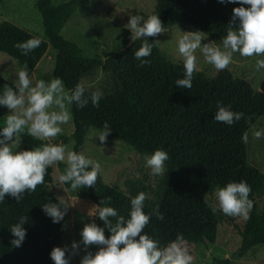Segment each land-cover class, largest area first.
<instances>
[{
    "label": "trees",
    "instance_id": "16d2710c",
    "mask_svg": "<svg viewBox=\"0 0 264 264\" xmlns=\"http://www.w3.org/2000/svg\"><path fill=\"white\" fill-rule=\"evenodd\" d=\"M6 0H0V5ZM102 0H39L48 42L23 55L15 47L35 35L11 22L0 25V53L17 62L20 70L31 74L51 46L56 52L54 78H60L71 90L84 80L103 71L110 77V87L103 91L98 107L80 109L72 105L75 149L80 153L91 129L103 130L108 123L112 131L108 138L130 147L143 159L156 149L168 152L165 172L152 193L139 182L126 184V192L107 186L101 174L95 188H81L95 206H111L120 215L127 216L130 199L145 192L144 211L159 206L163 221L153 216L144 229L160 245L166 246L182 234L186 246L202 243L216 244L219 217L207 201L209 193L231 181H246L252 189L250 196H264V173L248 162L247 142L242 137L250 127L264 117V82L256 93L251 83L236 78L230 71H222L216 78L195 73L191 89L175 86L184 77L183 63H173L163 56L156 37H148L153 45L149 64L139 66L134 51L144 41L136 40L106 54L105 60L89 58L74 42L66 39L62 31L77 11L101 6ZM239 4H221L218 0H156L153 15H158L164 30L177 25L192 27L213 40H222L227 34L233 9ZM245 7H248L245 5ZM12 81L0 76V92ZM89 92V91H88ZM90 93V92H89ZM242 112L241 120L229 126L214 120L217 104ZM9 109L0 107V121ZM67 165L60 164L61 174ZM53 168L49 167L45 182L35 192L24 193L17 202L8 197L0 204V264H54L50 251L60 246L67 215L60 223H53L42 211L45 203L60 204L52 191ZM71 189L70 183L65 184ZM212 196V193H211ZM111 198L109 201L108 198ZM63 210V204L61 205ZM27 218L24 227L26 239L21 247L11 245V225ZM244 228L239 258L258 247H264V207L254 202ZM115 223L116 218H111ZM94 223L103 226L95 216ZM105 235L109 233L106 230ZM214 264H232L229 259H214Z\"/></svg>",
    "mask_w": 264,
    "mask_h": 264
},
{
    "label": "clouds",
    "instance_id": "9594fccd",
    "mask_svg": "<svg viewBox=\"0 0 264 264\" xmlns=\"http://www.w3.org/2000/svg\"><path fill=\"white\" fill-rule=\"evenodd\" d=\"M221 4H239L233 9V15L228 25L226 36L222 44L215 42L202 43L204 39L197 32L184 35L178 41L177 50L183 58L184 77L175 81V86L181 89H191L195 73L200 68L197 64L196 51L202 53L208 65L217 71L229 67L235 53L242 57H264V0H218ZM247 5L248 7H245ZM158 15H151L145 19L141 15H130L125 28L131 31V40H142L144 43L134 51V59L139 66L150 63L147 57L152 55L153 45L148 43L147 37H156L164 32ZM42 40L38 37L18 42L15 47L27 56L40 47ZM257 71L264 69V58L255 62ZM100 90L88 92L83 84H77L69 94L60 78L49 81L39 80L34 83L27 68L18 71L12 85L5 86L0 92V107L10 110L5 126L0 127V204L4 203L6 195L17 202L23 199L24 193L35 192L38 185L45 182V175L50 166L67 161L65 171L57 177L56 183L61 185L70 183L72 190L81 188H95L98 175L101 172L99 162L86 157L76 151H67L63 144L40 143L32 148H22V134H27L37 141H48L62 133V125L67 124L72 115L68 106L75 104L83 109L91 102L98 107L103 98ZM244 113L233 111L222 103L217 104L214 120L229 126L243 118ZM112 131L107 122L103 130L97 133L103 145L107 142ZM257 139L264 138V130L254 132ZM248 141L247 133L242 137ZM15 147L17 150H13ZM169 154L163 149H156L145 155V167L153 175L165 172V162ZM251 186L246 181H231L219 186L214 193V212H220L230 217L249 219V213L254 206L250 199ZM148 196L145 192L130 199V210L127 216L120 215L111 206L100 207L105 201L101 200L92 214L97 215L103 226L96 223L85 225L80 237L84 245V255L79 264H192L193 256L182 234L166 246H161L159 240L153 238L144 229L153 216L163 221L164 215L159 206L151 212L144 211ZM110 201L111 198L109 197ZM57 203L43 204L42 211L51 218L53 223L64 220L67 208L63 210ZM111 218H116L113 223ZM26 217L10 226L13 239L11 245L21 247L26 239L27 230L24 225ZM109 235H105V231ZM80 242H73L71 249L67 245L54 247L50 259L54 264H71V257L79 253ZM92 246L96 251H91Z\"/></svg>",
    "mask_w": 264,
    "mask_h": 264
},
{
    "label": "rangeland",
    "instance_id": "374dc122",
    "mask_svg": "<svg viewBox=\"0 0 264 264\" xmlns=\"http://www.w3.org/2000/svg\"><path fill=\"white\" fill-rule=\"evenodd\" d=\"M63 1L56 0L57 3ZM155 7L156 0H102L101 6H92L77 11L64 27L62 35L79 46L86 57L105 60L106 54L111 53L114 49L134 42L131 40V31L124 27L129 21L130 15H141L147 19L153 15ZM6 21L48 42L39 0H6L0 5V25ZM194 32L204 38L202 43L211 41L218 45L222 44V40H213L197 29L177 25L156 36L161 54L173 63H183V58L177 50L178 41L184 35H190ZM195 55L200 68L198 72L203 73L206 77L213 79L218 77L222 71L228 70L236 78L250 82L256 93L261 91L264 82V69L257 71L255 62L264 57H242L239 53H235L229 67L217 71L213 66L206 63L199 49ZM56 56L57 52L50 46L42 59L37 77L33 79L34 83L39 80L49 81L54 78ZM18 71L20 68L17 62L0 53V76L13 82ZM81 84L90 93L96 90L103 92L110 87V77L103 71H99L95 77L84 80ZM65 91L70 94L66 88ZM68 108L72 115V105H69ZM9 112L10 110L1 119L0 127L5 126ZM61 127L63 129L61 134L43 142L37 141L27 134H22L21 147L32 148L40 143H60L65 146L66 153L67 151H74L73 118ZM258 130H264V117L250 127L247 134V155L249 164L264 173V138H255L254 132ZM98 132L100 130L96 128L90 130L87 142L80 153L100 163V174L103 182L107 186L119 188L121 192L122 190L126 192V184L139 182L147 187L149 193H152L158 185L160 175H153L151 170L145 167V160L120 141L108 138L107 142L102 145L99 138H96ZM13 150L17 149L13 147ZM60 164L67 165V161L50 166L53 168L54 179L52 191L60 201H63V207L67 208V220L63 228L60 247L67 245L71 249L73 242L81 241L80 232L82 228L95 221L96 215L92 214L95 205L90 202L82 190L68 189L65 184L61 185L55 182L61 174ZM216 189L212 190L207 197V201L211 205L214 203ZM250 199L256 202L260 208L264 207V196L252 195ZM216 214L220 220L217 242L214 245L202 243L197 246H187L193 256L192 264H214V259H229L232 264H264V247L255 248L243 258L237 256L243 243L247 219L226 216L220 212H216ZM90 250L96 251L97 249L92 246ZM83 255L84 245L80 242L79 253L71 257V264H79Z\"/></svg>",
    "mask_w": 264,
    "mask_h": 264
},
{
    "label": "crops",
    "instance_id": "0c3cea01",
    "mask_svg": "<svg viewBox=\"0 0 264 264\" xmlns=\"http://www.w3.org/2000/svg\"><path fill=\"white\" fill-rule=\"evenodd\" d=\"M42 62V61H41ZM41 62L39 63L38 67L31 73V76L33 79H35V77H37V71L41 65Z\"/></svg>",
    "mask_w": 264,
    "mask_h": 264
}]
</instances>
